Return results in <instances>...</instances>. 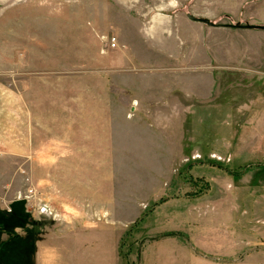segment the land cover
<instances>
[{
    "label": "rangeland",
    "instance_id": "rangeland-1",
    "mask_svg": "<svg viewBox=\"0 0 264 264\" xmlns=\"http://www.w3.org/2000/svg\"><path fill=\"white\" fill-rule=\"evenodd\" d=\"M200 1L194 10L213 17L211 23L264 26V0ZM33 2L0 12V46L7 45L0 49V264H18L23 260L20 250L32 249L36 229L48 233L54 226L42 211L48 199L41 204L32 186V176L49 169L31 163L17 149L27 142L26 153L31 154L33 142L31 130L18 132L17 92L23 90L28 106H36L46 121L48 110L64 106L66 97L69 105L97 106L98 91L106 97L107 92L121 94L123 103L131 95L141 100L138 106L152 108L143 120L145 128L127 133L122 128L129 137L123 141L135 143L121 149L126 161L104 164L105 174H114L104 179L105 193L96 195L103 200L104 217L76 228L40 231L38 240L50 245L39 250L45 258L40 264H264V138L263 132L259 139L250 130L263 92L255 91L260 89L256 83H247L255 79L238 74L230 86L222 80L210 100L178 93L184 87L206 94L210 83L203 72L209 69V57L201 53L204 65L197 72L173 62L176 51L161 47L181 39L178 27L174 35L161 34L156 14L164 12L175 23L183 15L200 19L190 15L189 2L172 11L160 9V0ZM98 10L115 12V18L91 17ZM19 11L51 12L56 18L18 20ZM130 22L145 25L135 30ZM114 25L121 27L117 35ZM110 37L136 62L123 68L99 62L104 57L100 46ZM23 44L26 49L18 50ZM185 56L191 59L192 54L186 51ZM198 76L201 83L193 82ZM82 91L94 93L87 98ZM174 93L179 96L172 104L174 113H164L161 98ZM112 101L107 99L106 105H118ZM41 130L35 135L40 141L52 129ZM22 236L31 240L24 243ZM29 250L24 261L35 264Z\"/></svg>",
    "mask_w": 264,
    "mask_h": 264
},
{
    "label": "crops",
    "instance_id": "crops-1",
    "mask_svg": "<svg viewBox=\"0 0 264 264\" xmlns=\"http://www.w3.org/2000/svg\"><path fill=\"white\" fill-rule=\"evenodd\" d=\"M26 1L27 0H18L16 3L24 4L23 2ZM186 1L189 2L190 15L199 18H207L209 20L213 19V17L209 15L195 12L194 9L202 3L200 0H160V9L165 8L167 11H172L176 6H184L187 3ZM0 3L2 4L0 6V12H3L5 8H12L16 4H11L10 0H0ZM33 3L35 4L36 0H34ZM94 13L96 14L91 17L98 19L115 18L116 15L115 12L110 15L109 12L99 10ZM17 14L16 19L19 18L24 20L29 17L36 19L41 17L45 19L56 18V14H51V12L41 15V11L38 13L19 11ZM156 17H160L159 24L161 25V34L174 35L175 32L172 30L174 26L178 27L177 34H179L181 39H178L177 42L170 41V46H167V48L164 46L165 43L161 47L167 50L166 52H169L170 48L176 51L175 55L171 54L172 59L175 60L173 62H177L179 66L183 67H193L195 71L196 68H201L204 65L200 63L199 56L201 53H207L209 57V69L207 73L203 72L205 78H209L210 83L207 91H205L206 94L195 91L187 92L184 90V87L179 89L178 93L183 94L187 98H196L198 101L201 99L210 100L217 95L216 89L218 90L222 80L225 81V83L229 82V85H226L227 87L230 86L234 75H245L251 78V81L255 79L253 82H247L250 80L246 79V82L248 84L250 83V85L256 83L257 86L260 87V89L257 88L255 91L263 92V102L257 105L258 107L256 106L257 109L253 113L255 117L250 119V121H253L252 129L250 130L257 131V137L259 139H261L263 132L264 138V30L231 28L225 26L226 23L220 24V26H211L196 19H192L187 15H183L180 19L178 18L177 23H175L170 16H166L164 12L156 14ZM36 21L38 22V20ZM30 22L31 21H28L29 25H31ZM169 24H171V26ZM142 25L145 24L140 25L139 23L130 22L129 27L136 30L139 26L143 27ZM116 26L117 25H114V29L116 30L114 31V35H117L116 33L121 28L120 25H118V27ZM206 34H208L209 37H206ZM188 40H191V45ZM117 41L115 47L109 46L108 38L102 42L100 49H102L104 57L99 58V62L106 66L116 65L119 68L126 67L131 62L135 63L136 58L120 50ZM24 45L25 44L22 45L23 48L18 47V50H25L26 47ZM4 48H7V45L5 46V44L2 43L0 49L3 51ZM186 51L192 54L191 59L190 57L186 58ZM0 57L3 58L2 53ZM189 59L192 63L189 62ZM6 60L7 59H5V61ZM22 60H25V57L22 58ZM18 65L22 64L19 63ZM195 72L194 75H200ZM198 72L200 71L198 70ZM20 76L24 78L25 75L22 74ZM106 76L107 75L102 78L104 81H106ZM108 76L113 77V75ZM193 82L201 83V76L196 77V80ZM226 91L234 98L231 89ZM92 93L94 92L82 91L79 94L87 95V98H89V95ZM177 95V93H174L171 96L167 95V97L161 98V106L159 109L164 111V113H174L172 104L179 102V100L174 99L179 98ZM17 97L18 132L20 134L31 130L33 134V142L30 150L31 154L26 153V149L29 147L27 142L26 144L19 143L17 149H19L20 154L27 157L31 163L39 164L41 168L49 169L47 173L43 172L44 174L39 176L35 174L32 176V178H36V181L33 179L32 185L34 194H37L35 196H37L41 204L43 198L48 199L47 202H45V206L47 207H45V210H42L44 211V216L49 217L48 220L50 223H54V226H50L48 233L53 229L57 230L62 227L72 228L73 226V228H76L85 223L87 224V222L92 221L95 217H104L103 200L101 202V199L96 195H103L105 193L106 186L104 185V179L107 177L111 180L114 176L112 171L110 173L108 172L109 174H105L104 164L122 162L121 149L125 147L128 149L135 147V143L123 141L129 137L122 135V128L124 129V133L139 128L142 129V126L147 124V122L143 120H145V117L149 116L148 113L152 108L138 106L140 99L138 100L137 97L134 96L131 97V95L125 96L123 103L120 101V98H123L121 94H115L114 92L111 94L107 92L106 97L104 91H98L95 95L97 106L69 105L70 103L67 101L69 98L66 97L64 106H58L48 110L49 112L45 114L48 115L46 121V119H42L38 116L36 112L37 108L33 105L34 103H32V107L28 106L24 90L18 91ZM79 98L81 99V97ZM255 98L256 97H254V99ZM107 99H114L112 102L118 101V105H111L112 103L110 104V102V105H106ZM209 108H214V105L209 104ZM225 113H228L226 116L232 115V112ZM45 126L50 127L52 130H50L51 133L47 139H41L40 141L35 135L37 132L42 131V127ZM145 127L146 126H143V128ZM167 128L168 127H166V129ZM94 134L95 137H93ZM23 138L26 140L27 136H23ZM3 141L4 140L1 139L2 143H4ZM127 153L129 154V151ZM124 156H126V154H124ZM262 156L264 157V155H261V157ZM53 167L58 168L56 172L53 170ZM45 174L47 176H44ZM62 179H64V182L60 181ZM107 221H109V219H107ZM45 230V228L36 229V235L32 237V249L29 250L24 248L20 250V258L23 260L18 264H26L24 258L28 250L30 251L29 257L32 259L33 263L35 261V264H40L42 260H45L44 256H39V250L44 247H49L50 245H47L49 243L43 245L38 240L40 231L44 234H48L45 233ZM22 237L24 238V243L31 240L29 236H27L28 238ZM76 237L80 238V240L83 239L79 236ZM18 241H20V239ZM43 255H48V253L45 252Z\"/></svg>",
    "mask_w": 264,
    "mask_h": 264
},
{
    "label": "water",
    "instance_id": "water-1",
    "mask_svg": "<svg viewBox=\"0 0 264 264\" xmlns=\"http://www.w3.org/2000/svg\"><path fill=\"white\" fill-rule=\"evenodd\" d=\"M191 17V16H189ZM198 21H201L203 23H206L207 25H211V26H220V24H216V23H211L208 19H205V18H200V19H197ZM242 28H260V29H264V26L263 27H256V26H252V25H246V26H242Z\"/></svg>",
    "mask_w": 264,
    "mask_h": 264
},
{
    "label": "built area",
    "instance_id": "built-area-1",
    "mask_svg": "<svg viewBox=\"0 0 264 264\" xmlns=\"http://www.w3.org/2000/svg\"><path fill=\"white\" fill-rule=\"evenodd\" d=\"M108 44H109L110 47H115L116 46V39H115V37L108 38Z\"/></svg>",
    "mask_w": 264,
    "mask_h": 264
}]
</instances>
